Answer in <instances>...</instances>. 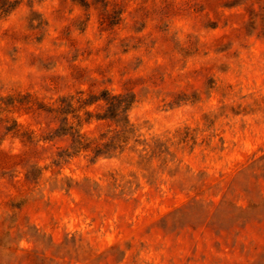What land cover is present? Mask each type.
Listing matches in <instances>:
<instances>
[{
	"label": "rangeland",
	"instance_id": "1",
	"mask_svg": "<svg viewBox=\"0 0 264 264\" xmlns=\"http://www.w3.org/2000/svg\"><path fill=\"white\" fill-rule=\"evenodd\" d=\"M104 90L125 151L69 155ZM0 264H264V0H0Z\"/></svg>",
	"mask_w": 264,
	"mask_h": 264
},
{
	"label": "trees",
	"instance_id": "2",
	"mask_svg": "<svg viewBox=\"0 0 264 264\" xmlns=\"http://www.w3.org/2000/svg\"><path fill=\"white\" fill-rule=\"evenodd\" d=\"M103 100L99 104L97 111L86 110L89 105ZM135 102L134 93L113 94L109 90H104L100 94H89V96L73 95L62 97L55 101L47 111L53 114V118L61 122L51 136L68 135L71 139L72 153L77 154L83 150H92L94 153L92 160L99 157H113L122 154L130 140V134L134 129L129 126V111ZM83 111V113H81ZM72 115V119L70 118ZM96 120L109 121L106 131L98 137L91 138L80 131V126L84 122ZM63 153H59L60 158Z\"/></svg>",
	"mask_w": 264,
	"mask_h": 264
}]
</instances>
